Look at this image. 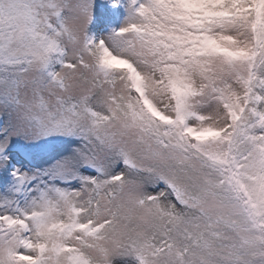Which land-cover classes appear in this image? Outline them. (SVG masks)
Wrapping results in <instances>:
<instances>
[{
	"label": "snow or ice",
	"instance_id": "6c2138e0",
	"mask_svg": "<svg viewBox=\"0 0 264 264\" xmlns=\"http://www.w3.org/2000/svg\"><path fill=\"white\" fill-rule=\"evenodd\" d=\"M0 264H264V0H0Z\"/></svg>",
	"mask_w": 264,
	"mask_h": 264
}]
</instances>
